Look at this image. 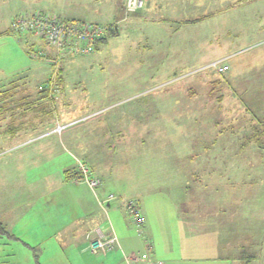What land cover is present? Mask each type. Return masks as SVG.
Masks as SVG:
<instances>
[{
	"label": "rangeland",
	"instance_id": "1",
	"mask_svg": "<svg viewBox=\"0 0 264 264\" xmlns=\"http://www.w3.org/2000/svg\"><path fill=\"white\" fill-rule=\"evenodd\" d=\"M145 1L138 12L127 13L121 4L126 0H78L71 10L104 25L109 37L91 53H69L57 64L47 58L55 49L41 37L11 30L16 15L32 12L17 13L7 25L11 33L0 32V220L8 231L0 232V264L60 261L61 234L77 222L86 225L96 201L84 179L74 182L77 163L80 170V163L89 167L88 152L106 168V190L116 196L107 218L119 235L112 234L118 242L131 234L137 244L133 251L121 245L125 258L131 252L141 258L129 264L221 260L197 251L193 260L165 259L183 255L184 223L177 218L182 212L175 209L167 220L168 197L176 207L186 203L189 177L180 172L214 164L204 150L214 152L215 143L202 140L220 128L229 132L234 116L256 120L254 138L239 144L261 148L263 154L247 164L264 166L263 125L256 119L262 117L264 83L253 87L247 103L237 93L235 110L217 101L219 91L212 89L221 77L213 60L231 46L260 40L252 54L264 55V0ZM109 11L117 12L114 18ZM224 80L219 87L226 86ZM251 104L248 111L245 105ZM197 134L204 137L195 141ZM190 144L204 157H185ZM131 199L138 200L146 229L129 215L125 204ZM149 245L153 260L146 262L142 254L151 251Z\"/></svg>",
	"mask_w": 264,
	"mask_h": 264
},
{
	"label": "crops",
	"instance_id": "2",
	"mask_svg": "<svg viewBox=\"0 0 264 264\" xmlns=\"http://www.w3.org/2000/svg\"><path fill=\"white\" fill-rule=\"evenodd\" d=\"M77 1L78 0H0V32L10 34L11 32L7 25L13 16L20 12L33 13L36 11H52L55 13H49L56 14L62 19L88 20L84 18V14L78 12V10L74 8L71 10L70 7H73L74 4L76 6ZM147 2L149 3L151 1L147 0ZM121 4L123 10L126 11L125 3L121 2ZM145 5L146 1L144 0V6ZM156 5L157 4L154 6ZM221 10L224 11L223 9ZM262 10L264 11V9ZM109 12L113 18L117 13L116 11ZM252 30L256 29L253 28ZM28 33L21 35L27 36ZM262 39L264 41V38ZM105 41L100 42L98 48ZM259 41L260 40L255 42L254 39L250 43H239L241 45L234 46V48L231 46L230 53L213 60L224 59V63L229 65V69L226 71L220 72L216 70L218 74H221H219L221 77L217 78V81L214 83L219 85H213L212 89H214V91H219L217 101H221L222 105L231 103L232 110H235L237 102V97L235 95L237 93L238 95H242L240 99L247 103V95L250 92L255 94L253 87L255 89L261 82L264 83V55H256L259 57L260 66L257 65L258 60L256 56L252 54L255 48L254 45ZM247 52H249L248 55H243V53ZM228 59L230 61H228ZM223 80L226 86L219 87L220 82H223ZM225 89H227V91L224 92ZM262 89L264 90V87H262ZM0 93L5 92L1 90ZM252 106L254 107L252 104L245 105L248 111H250V109L253 110ZM193 108L194 106L185 107L186 110ZM261 115V118L256 119L259 121V125H263L261 129H259L263 136L264 104L262 106ZM218 123L219 121L215 122V124ZM228 126H230L229 132H224V129L220 128L210 136L193 135L196 136L195 141L204 137L202 141L215 143L211 145L214 148V152L204 150L207 154L205 157L215 160L213 165L211 162L202 165L196 164L190 167L188 171L185 168L180 172L189 177L186 181L189 183L186 186L185 193L190 194V197L186 199V203L184 202L176 207L174 205L175 200L168 197L170 206L168 208L167 220L174 219L173 213L174 210L177 209V212H182V214L178 213L177 218L184 224L182 229H179L181 231V251L183 255H180L179 258L167 256V258H165L167 261H176L177 259L193 260L197 257V251V253L199 252L206 256L209 255L221 259L216 264H264V166H252L247 164L248 159H251L252 156L254 158L261 156L263 151L259 147L239 144L245 143V140L254 138L255 126H257L256 120L234 116L230 119ZM211 146L208 145L206 148ZM185 153V157L192 160L198 159V157H204L197 156L196 150L191 144L186 148ZM87 157L89 161L87 164L90 167L91 174L102 180L99 187L103 188V192H94L95 189L89 187L87 183L88 188L92 192L91 194L96 199V203L92 201L90 204L92 213L91 218L89 219L86 217L88 219L86 225H78L77 222L74 229L63 231L60 236L61 244L67 248L68 252H64L63 249L65 248L57 252L60 261H55L51 264H129L130 261L128 257L136 253L131 252V255L125 258L121 249L124 246L127 251H133V249L137 247L131 234L123 233L127 239L124 242L119 241L114 249L110 251L95 253L91 248V241L95 238L99 236L107 237L114 233V231L117 233L113 222L109 217L107 218L109 215L108 207L114 204L113 202L116 198L112 201L106 200L107 197L112 194L110 193L108 195L109 192L106 190L108 187L107 184H109L108 179L105 180L106 168H103L101 163L95 162L96 160H94L95 157L93 153L88 152ZM78 166L77 163V168ZM177 172L178 171H176V173ZM177 174H179V172ZM76 180L74 181L75 183H80V180ZM210 195H212L211 198ZM99 196H101V198H99ZM135 201L138 202V200ZM181 206L183 209H181ZM181 215L184 219H181ZM143 226H145L146 229V223H144ZM70 231L72 233H70ZM186 231L191 232L186 234ZM192 232L196 235L193 236ZM64 240H67V244ZM70 244H74L73 252H70L68 249ZM114 250H117L118 253ZM152 251L153 249L151 251L147 250V253L142 254L143 258H146L144 259L146 262L153 260V254L150 255ZM156 262L157 261H155V263ZM163 264H165V262H163Z\"/></svg>",
	"mask_w": 264,
	"mask_h": 264
},
{
	"label": "built area",
	"instance_id": "3",
	"mask_svg": "<svg viewBox=\"0 0 264 264\" xmlns=\"http://www.w3.org/2000/svg\"><path fill=\"white\" fill-rule=\"evenodd\" d=\"M143 0H126V11L134 12L143 6ZM11 29L14 32H33L42 37L46 43L55 49V56L49 57V60L55 64L59 62L61 56L72 54H87L94 50L95 45L99 40L105 36V27L99 23H92L88 21H74L62 20L56 14L49 12H34L22 13L17 15L12 21ZM216 61L213 65L219 71H226L229 69L227 63ZM83 179L89 184L92 189H96L101 180L97 176H91L89 167L80 163ZM77 179V178H76ZM116 198L115 195L110 194L107 201H112ZM126 208L131 216L134 224L137 227L143 226L145 218L142 215L138 202L131 199L127 200ZM118 239L111 234L107 237L99 236L91 241V248L93 251L107 252L115 247ZM152 250V245H149ZM130 263L139 261L140 256L134 254L128 257ZM155 264V263H152ZM157 264H163L158 262Z\"/></svg>",
	"mask_w": 264,
	"mask_h": 264
},
{
	"label": "trees",
	"instance_id": "4",
	"mask_svg": "<svg viewBox=\"0 0 264 264\" xmlns=\"http://www.w3.org/2000/svg\"><path fill=\"white\" fill-rule=\"evenodd\" d=\"M37 12V11H36ZM40 12H43V11H40ZM34 13V12H33ZM24 14V13H23ZM19 15V14H18ZM17 16V15H16ZM15 16V17H16ZM69 20V19H68ZM71 20V19H70ZM72 20H74V21H83V20H80V19H72ZM88 22H92L93 23V21H88ZM94 23H97V22H94ZM106 29V28H105ZM115 29V27H110V31L112 32V31H115L114 30ZM12 30V29H11ZM14 32V31H13ZM106 32V31H105ZM16 33V32H15ZM38 36V35H37ZM40 37V36H39ZM42 38V37H41ZM106 38H108L107 37V34L105 35V36H103L99 41L100 42H103V41H105L106 40ZM43 39V38H42ZM44 40V39H43ZM45 41V40H44ZM46 42V41H45ZM99 42V43H100ZM48 45V44H47ZM91 53V52H90ZM50 55V56H49ZM49 55H47V58H49V57H51V54H49ZM60 69H58V71H59ZM61 72L59 71V72H57V75H59ZM51 86H52V83H51ZM55 89H59V88H55ZM46 89H45V87L43 86V85H41V91H45ZM1 94V93H0ZM43 98V97H42ZM44 102V101H43ZM90 175H92L91 174V172H90ZM79 176H82L83 177V175H82V171L79 169V168H77L76 169V171L74 172V177H76V178H78ZM93 176V175H92ZM138 205H139V203H138ZM126 206V205H125ZM141 209V208H140ZM141 212H142V209H141ZM142 215L144 216V214L142 213ZM144 218H145V216H144ZM0 232H6V233H8V231H7V229H6V227L2 224V222H1V220H0ZM153 249V248H152Z\"/></svg>",
	"mask_w": 264,
	"mask_h": 264
},
{
	"label": "bare ground",
	"instance_id": "5",
	"mask_svg": "<svg viewBox=\"0 0 264 264\" xmlns=\"http://www.w3.org/2000/svg\"><path fill=\"white\" fill-rule=\"evenodd\" d=\"M143 1H144V0H143ZM143 6H144V4H143ZM143 6H142V7H143ZM142 7H141V8H142ZM136 11H137V10H136ZM134 12H135V11H134ZM62 20H68V19H62ZM100 24H101V23H100ZM101 25H102V24H101ZM103 26H104V25H103ZM104 27H105V26H104ZM99 42H100V41H99ZM99 42H98V43H99ZM216 61H221V60H216ZM216 61H215V62H216ZM213 63H214V62H213ZM223 63H224V62H223ZM212 65H213V64H212ZM213 66H214V65H213ZM214 68H216V67L214 66ZM216 69H217V68H216ZM220 72H222V71H220ZM82 179H83V177H82V178H80V177L77 178V180H80V181H81ZM100 180H101V179H100ZM100 184H101V183H100ZM99 186H100V185H99ZM99 186H98V187H99Z\"/></svg>",
	"mask_w": 264,
	"mask_h": 264
}]
</instances>
